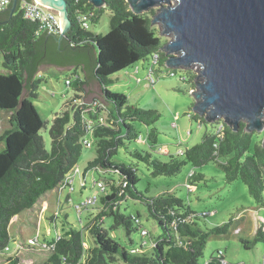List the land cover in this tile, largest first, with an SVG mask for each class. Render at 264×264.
<instances>
[{
    "label": "trees",
    "instance_id": "16d2710c",
    "mask_svg": "<svg viewBox=\"0 0 264 264\" xmlns=\"http://www.w3.org/2000/svg\"><path fill=\"white\" fill-rule=\"evenodd\" d=\"M66 2L70 27L60 45L56 37L59 32L40 30L36 22L24 18L18 6L12 16L7 11L5 18H0V110L10 113L8 127L0 132V143H3L0 148V264H23L19 250L13 253L5 250L10 240L11 219L33 208L48 191H59L65 184L70 185L67 179L73 175L88 137L96 153L87 162L82 175L84 177L89 170L103 173L96 181H101L104 188L98 191L99 206L91 207L95 201L82 205L79 210L75 209V204L73 207L77 213L86 211L83 228L92 238V244L85 246L81 229L70 228L39 247L37 252L44 255L41 264H199L207 240L211 236L229 235L234 218L201 228L199 221L206 219V213L193 211L171 190L146 197L135 187L138 180L135 168L113 161L112 156L124 147L132 157L145 162L154 176L175 175L186 164L199 167L214 162L224 172L226 182L241 180L256 202L263 205L264 148L256 131H246L244 122L234 131L223 120L208 123L191 113L189 116L196 123L210 125L198 143L169 154L167 161L151 159L148 152L130 151L128 142L138 138L132 122L148 126L146 138L150 144H156L158 130L154 124L160 115L156 110L128 104L125 94L112 92L108 87L114 83L113 74L137 61L151 60L154 54L158 55L157 64L165 66L167 55L162 51L163 42L147 13H133L126 0H105V6L99 8L88 0ZM105 8L111 11L109 30L106 33L88 30L89 24L97 22ZM81 16H85L87 28L79 21ZM45 64L74 68L83 65L88 69L87 78L95 80L100 88L93 110L85 113L81 106L66 108L53 117L48 128L49 149L45 148L39 134L45 122L33 103L40 83L38 71ZM149 65L151 63L147 67ZM194 77L190 73L179 76L189 84L187 91L193 86ZM85 84L78 75L69 79L68 85L76 92L73 99H68L69 107L71 101L80 98L77 91L83 90ZM100 116L102 122L98 121ZM90 122L93 124L88 126ZM203 179V175L194 173L188 177L189 182ZM68 191L71 190L68 188ZM68 193L67 201L70 200ZM126 198L143 202L149 216L161 228L148 249L142 243L139 248L128 250L103 227L105 217L112 218L110 228L123 226L128 237L133 224L140 227L138 216H127L120 211L119 206ZM50 220L54 221V215ZM239 240L246 249L258 241L264 242L262 227L256 230L252 240L242 237ZM129 242L132 243L130 238ZM30 251L33 250L26 252ZM206 264L229 263L223 253L217 251Z\"/></svg>",
    "mask_w": 264,
    "mask_h": 264
},
{
    "label": "rangeland",
    "instance_id": "374dc122",
    "mask_svg": "<svg viewBox=\"0 0 264 264\" xmlns=\"http://www.w3.org/2000/svg\"><path fill=\"white\" fill-rule=\"evenodd\" d=\"M143 13H147V16L152 19L156 13V8L152 7ZM110 16L111 11L105 8L100 14L99 20L89 24L88 30L93 33H106L110 28ZM151 24L162 42L165 43L169 37L161 33V27L157 23ZM1 60L0 55V70H2ZM151 62L152 59L140 60L113 74L112 77L115 80L108 89L112 92L125 94L128 104L158 111L160 116L154 124L158 130L156 144H150L146 138L149 127L142 122L133 121L132 124L138 133V138L128 142V149L130 151L137 150L141 153L148 152L151 154V159L158 158L161 161H167L169 154H176L178 151L198 143L206 127H210V125L205 126L196 123L189 116L193 113L194 98L191 90L195 87V77L192 79L193 86L189 91H187L189 84L179 78V76L187 75V73L195 76L196 67L176 68L173 71L167 66L154 64L152 74L155 82L150 83L147 79V64ZM44 68V71H38L37 78L40 79V83L37 89V97L33 103L40 118L45 122L39 134L43 138L45 148L49 149L48 128L53 117L66 108L74 109L80 106L83 112L88 113L94 109L93 101L96 98H91L85 102L83 99L85 91H77V97L80 98L71 101L72 106L69 107L67 105L68 99H73L76 92L72 85L65 84V80L75 77V69L72 66L63 71H58L51 65H45ZM169 70L175 74L169 75ZM76 71L86 81L81 65L76 67ZM9 116V112L0 110V132L8 127ZM101 116L105 118L104 112L101 113ZM262 123V129L255 130L261 144L264 140V117ZM88 138L90 139V137ZM2 146L3 143H0V148ZM95 153V147L92 144L90 147L82 148L81 155L73 169V175H71L73 177L71 183L73 190L68 191L67 186L62 187L59 191L50 190L40 197L33 208L21 212L11 219L9 225L10 240L6 253L19 250L23 264H41L44 261V255L39 251L37 252L39 247L51 242L57 235H63L70 228L81 229L85 246L92 244V238L83 228L86 223V211L77 213L73 204L97 195L96 203L91 207L100 205L99 192L94 181L102 177L103 173L99 174L94 170H89L84 177L82 175L84 167L89 160L94 158ZM112 160L135 168L138 177L135 187L146 197L171 190L182 198L193 211L206 213V219L199 221V225L203 229L227 222L230 217L234 218L235 224L229 235L211 236L207 240L202 256L199 258V264H206L211 256L216 255L217 251L223 253L225 261L229 264H264V242L258 241L252 248L246 249L239 240L240 237L252 240L256 230L260 227L264 232V191L262 192L263 205H259L249 194L247 186L241 180L226 182L224 172L214 162H208L199 167L186 164L175 175L154 176L145 162L132 157L124 147L118 149L116 154L112 156ZM192 173L201 174L204 179L189 182L188 177ZM67 193L70 195L69 201L66 200ZM119 208L127 216H138L140 227L133 224L129 237L126 235L123 226L110 228L111 217L104 218L103 227L112 238L128 250L139 248L142 243L148 249L161 233V228L157 221L149 216L146 205L139 200L126 198ZM64 214H66L67 219ZM52 215H54V221L50 220ZM141 228L147 231L146 235L141 234ZM33 238L37 239L35 243L29 241ZM129 238L132 243L129 242ZM23 248L28 249L24 250ZM29 250L33 251L26 252ZM112 264L125 263L114 262Z\"/></svg>",
    "mask_w": 264,
    "mask_h": 264
},
{
    "label": "water",
    "instance_id": "95a60500",
    "mask_svg": "<svg viewBox=\"0 0 264 264\" xmlns=\"http://www.w3.org/2000/svg\"><path fill=\"white\" fill-rule=\"evenodd\" d=\"M59 16L60 45L70 27L66 0H29ZM141 14L152 7L151 23L169 39L162 44L170 69L196 67L192 112L208 123L223 120L234 131L245 123L248 132L259 131L264 117V0H126ZM19 0H9L12 16ZM105 6V0H88ZM11 4V5H10ZM10 5V6H9ZM75 51V50H71ZM51 65V64H45ZM42 65L39 71H44ZM58 71L72 66L51 65ZM85 102L97 98L99 85L87 78ZM264 148V140L262 141Z\"/></svg>",
    "mask_w": 264,
    "mask_h": 264
},
{
    "label": "built area",
    "instance_id": "2783aa9c",
    "mask_svg": "<svg viewBox=\"0 0 264 264\" xmlns=\"http://www.w3.org/2000/svg\"><path fill=\"white\" fill-rule=\"evenodd\" d=\"M9 3V0H0V10L2 9H5L7 7ZM18 8L19 10L22 12L24 18L28 19V20H31V21H34L38 24V27L40 30L42 31H48L50 33H58L60 32V28H59V16L55 13H51L47 10H45L42 6L32 2V1H29V0H19L18 2ZM79 21L82 23V25L84 27H88V22L85 18V16H81L79 18ZM157 59H158V55L157 54H154L153 55V58H152V62H151V65H149L147 68H148V74H147V79L148 81H150V83H154V77H153V65L154 64H157ZM170 74L169 75H174L175 73L173 71H170L169 72ZM65 84H69V79H66L65 80ZM94 102V105L96 104L95 101ZM99 122H102V117L100 116ZM91 124H93V122H90L88 126H90ZM84 143L86 145V147H90L91 146V140H89L88 138H86L84 140ZM72 176H70L68 179H67V182L70 184L69 186H67L69 188V190H73V186H72ZM95 182V185L98 189V191H102L103 190V184L101 181H94ZM66 186V184H65ZM97 199V196H92V197H87L85 198L82 202H78V203H75L74 207L75 209L79 210L81 208L82 205L84 204H89V203H92V202H95ZM141 234H146V230H142L141 231ZM30 242L32 243H35L37 241L36 238H33V239H29ZM6 250H7V247H6Z\"/></svg>",
    "mask_w": 264,
    "mask_h": 264
},
{
    "label": "flooded vegetation",
    "instance_id": "af4514ba",
    "mask_svg": "<svg viewBox=\"0 0 264 264\" xmlns=\"http://www.w3.org/2000/svg\"><path fill=\"white\" fill-rule=\"evenodd\" d=\"M8 8V7H7ZM7 8L0 10V18L4 19L7 13Z\"/></svg>",
    "mask_w": 264,
    "mask_h": 264
},
{
    "label": "crops",
    "instance_id": "0c3cea01",
    "mask_svg": "<svg viewBox=\"0 0 264 264\" xmlns=\"http://www.w3.org/2000/svg\"><path fill=\"white\" fill-rule=\"evenodd\" d=\"M74 68V67H73ZM75 69V76H80L79 74H78V72L76 71V68H74ZM81 77V76H80ZM82 79V78H81ZM84 80V79H83ZM3 147V146H2Z\"/></svg>",
    "mask_w": 264,
    "mask_h": 264
},
{
    "label": "clouds",
    "instance_id": "9594fccd",
    "mask_svg": "<svg viewBox=\"0 0 264 264\" xmlns=\"http://www.w3.org/2000/svg\"><path fill=\"white\" fill-rule=\"evenodd\" d=\"M7 248H8V246H7ZM5 250H6V248H5Z\"/></svg>",
    "mask_w": 264,
    "mask_h": 264
}]
</instances>
